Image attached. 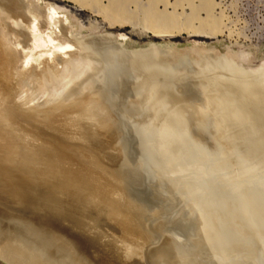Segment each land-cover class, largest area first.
Listing matches in <instances>:
<instances>
[{
  "label": "bare ground",
  "instance_id": "6f19581e",
  "mask_svg": "<svg viewBox=\"0 0 264 264\" xmlns=\"http://www.w3.org/2000/svg\"><path fill=\"white\" fill-rule=\"evenodd\" d=\"M70 1L80 10L85 8L86 4L97 6V10L93 12L100 15L101 20H106V23L115 21L108 22L110 28L114 25L122 28L126 23L132 25L128 22L131 16L126 9L127 0L109 1L106 6L100 5L99 0ZM153 1L148 0L149 3ZM153 4L154 2L150 5ZM167 5L165 4L166 7ZM154 8L150 7L142 18L145 33L164 38L180 32L173 24L176 19L171 16V12L168 16H162V13ZM67 14L49 2L39 4L37 0H0V76L4 77L0 83V137L11 144L8 148L7 145L0 144V260L5 264H103V261L91 260L92 251L84 245L85 242L83 243L86 235L83 233V224L91 220L80 202L81 187L74 186L69 189L70 185L63 186L71 192L70 198L60 196L61 193H44L43 189L37 188L32 190L28 199H19L20 204L16 203L14 209L7 205L14 201V191L24 192L28 189L31 192L30 188L23 184L24 179L17 176L23 170L22 164L28 160L24 156L30 160L38 159L36 153L26 150L25 139L20 135L17 126H29L28 129L44 128L43 133L58 145L62 153L60 146L69 140L59 137L61 132L55 130V127L54 130L51 128L57 117H60L62 123L58 124V129L65 126L75 129L77 138L82 139V142L85 140L86 145L89 139L95 141L92 144L93 149H99L101 143L95 140V133L106 134L108 138L104 141H109L105 142L106 145L111 143L119 153L120 148L123 150L122 155L130 160L129 167L137 171L138 186L146 183L153 197H157V191L158 197L159 193L171 194L174 191L173 185L178 183L176 195H179L180 197H177L180 199L182 196L181 200L184 201L179 204L175 195L173 197L176 199L173 200L165 194L163 198L165 200L166 197L167 203L163 209L166 214H170L176 203L177 212L173 217L177 216L180 221H177V217L176 220L166 219L162 229H156L159 238L167 231H170V235L162 238L159 247L145 253L148 264H200V258L210 250H218V253L213 251L218 255L223 250H244L251 256L260 255L264 263V182L258 178L248 182L239 180L243 177L241 174L247 173V169L253 164L261 163L264 166L261 159L258 164L256 162L261 158L260 153L263 155V117L259 120L260 123L257 122L263 126L259 127L263 132L260 133L259 129V134H254L253 129L258 127L251 121L255 119L254 116L258 117L259 112L229 105L234 100V95L224 93L225 87L223 89L222 85H218L221 90H214L212 85L211 90L206 91L210 83H207L208 79L205 80V77L203 79L207 81V86H202L205 81L202 85H193L194 81V87L191 84L190 87H184L179 85V81H174L170 74L161 71L169 69L184 54L181 55L165 45L149 46L145 50L129 49L125 47L126 38L122 34L98 35L96 32L95 35L92 33L85 38H77ZM191 19H194L193 15ZM199 20L196 27L188 23L184 25V30L194 36H205L202 34H208L207 32L209 35L218 33L216 29L211 28V18ZM203 25L209 29L203 31ZM134 27L130 28L134 30ZM191 49L185 56L193 61L194 56H198L203 49ZM74 64L78 67L77 71L63 82L68 75L62 71ZM8 68L14 70L13 86L9 84L7 71H11ZM61 73L65 77L61 78V84H56L53 81ZM49 83L52 86L47 89L46 85ZM15 98L18 103L13 102ZM30 103L33 105L29 106ZM252 106L250 108H253ZM250 114H254V118L251 116L252 119L249 120ZM246 120L255 128L252 129L251 124L247 122L251 128L249 132L248 127L244 126L245 131L254 134L255 138L260 134L263 136L253 139L250 137L252 135H249L247 139V136L243 137L238 133L236 135L238 129L233 131V136L226 134V126L228 131H232V124L237 123L238 127L241 122L245 125ZM17 123L19 124L16 125ZM208 125L211 126L217 148L220 147V153L234 151L232 158L211 161L188 142L189 131ZM40 133L42 132L31 141L39 140L36 138H39ZM200 135L201 132L199 137ZM229 136L232 137L231 140L235 139L234 136L241 137L242 145L244 141L245 146L240 143L234 145ZM100 137L104 138L101 134ZM242 138L247 139V143ZM92 141L89 140L91 143ZM33 143L30 145L37 147V144ZM176 152L180 154L176 156ZM17 153L21 157L16 156ZM47 156L54 163L56 157ZM3 160L5 167L2 165ZM70 162L76 167L81 164L75 157L70 158ZM14 168L16 172L10 173ZM92 170L98 173V179L93 178L85 169L74 170L73 175L84 179L90 191H100L106 184H112L102 183L100 177L103 174L100 175L101 172L99 173L96 167ZM80 171L81 175L85 176L80 177ZM175 172H183L186 177L178 182L179 178L175 180L176 176H173ZM156 173L161 176L159 179L154 178ZM171 173L173 177L170 180L168 175L171 176ZM66 174L69 177L72 175L70 172ZM87 175H91V179ZM15 176L16 182H13ZM188 178L192 179L187 183ZM201 180L202 185L199 186ZM152 184L155 187H152ZM204 188L207 194L202 193ZM139 190L143 191V188ZM76 193L78 195H74ZM61 198H66L67 201ZM123 202L129 207V213L134 218H144V214L136 209L138 205L135 206L130 200ZM151 204L150 202L149 206H143L149 208ZM111 205L114 209V204ZM169 220H172L171 223ZM166 224L171 227L167 228ZM151 243L155 245L154 242ZM91 248L96 250L92 244ZM239 253L241 256L245 254ZM204 258L206 259V256ZM209 259L212 261L214 258L208 257Z\"/></svg>",
  "mask_w": 264,
  "mask_h": 264
},
{
  "label": "rangeland",
  "instance_id": "374dc122",
  "mask_svg": "<svg viewBox=\"0 0 264 264\" xmlns=\"http://www.w3.org/2000/svg\"><path fill=\"white\" fill-rule=\"evenodd\" d=\"M37 1L39 2V4H43L45 2H49L53 5L55 4L56 6L61 8L62 12L66 14L68 13L67 17L70 20L72 19L71 21L69 20V24L72 25L73 30L75 29L74 32L77 38H85L89 34L92 35V33H94L93 35H95L96 32L98 33V35L122 34L126 38L124 42L125 47L129 49L133 48L138 50H145L149 46L165 45L171 47L172 50L179 52L181 55L184 54L183 57H181L177 63L173 64V66L169 67V69H161V71H163V73H167L168 75L170 74V76L173 78L174 81L175 80L177 82L179 81L180 82L179 85L182 84V86L184 87L185 85L190 87V84L191 86L196 84H197L196 86L202 85L203 82L208 79L207 80L208 82L205 81L204 84L202 85L205 86L207 83H210L208 84L209 86L206 85L208 87L207 89H205L204 87L206 91L207 90L210 91L211 90L210 86L212 85H214V87H212L214 90L218 88H219L218 90H221L220 86L222 85L223 89L225 87L224 93L227 92L230 93L232 96L234 95L233 99L235 101L232 99L233 101L229 105L238 107L239 109L243 107L246 109H250V111L251 109H253V112H259L260 116L259 115H257L258 117L254 116L255 119L251 121V123L256 125L258 128H255L254 125L253 127L252 124L246 120L247 125L246 124L244 125V122L240 123L242 127L241 126L237 127L236 126L237 123L236 125L235 123L232 124V126H230V128H232V131L230 129L232 133L228 131L229 128L226 129L227 128L226 126L225 130L228 131V132L226 131L227 135H229L228 133H230V135L232 136L235 135L234 132H236V130L238 129L239 131L237 130L236 135L238 133L240 136L243 137L247 136L246 137L247 139L249 138V135H252L250 137H253L254 139L255 138L253 136L255 134L254 132H257L256 134H259V132L260 133L263 132L262 130H264V128L262 125H264V99H263L264 91L262 90L264 89V87L262 86H264V0H154L153 1L154 4L152 6L150 4H152L153 2L149 3L148 0H127L126 9L131 16L130 18H128L129 20L128 22L132 23V25H127L128 23H126L122 28L116 27L117 25H114L111 28L108 27V22H115V21L111 20V21H107L106 23V20L105 21L101 20L102 19L101 16L93 12L97 10V6L91 7V5L85 3L86 7L80 10L76 7L75 3H73L70 0H37ZM109 1H113V0H99L100 5L102 6H106ZM165 4H168L167 5L168 7H166ZM148 6L149 8L155 7L154 10L155 9L156 11L158 10V12L162 13V16L165 15L168 16L170 15L171 12V16L172 17L174 16L175 17L174 19H176V21H174L173 24L175 25V27H178L177 28L178 30L180 29V32L177 30L179 33H175L173 35H170L169 37H164V38L163 37L156 38L151 36V33H145L143 29L144 25L142 24L143 23L142 18L145 15V12L149 10ZM164 12L167 13L165 14ZM192 15L194 19L196 18L195 21L194 19L193 20L191 19ZM196 16L199 17L200 20L211 18L212 27L211 26L210 27L216 29L218 33L216 32L215 34L212 33L209 35V32H207L208 34H202L205 36H200V35L194 36L188 34V31L184 30L185 29L184 25H187L188 23H192V26L196 27L197 22L199 20ZM88 24L90 25L92 24V25L89 26ZM131 26H135L136 28L134 27L133 30L130 28ZM202 28L203 31H206L207 26L203 25ZM191 48H196L197 50L203 49V51L198 56H194L195 59L193 61H190V59H188L187 56H185L187 52H189V50H192ZM75 66L77 67V65L74 64L68 67L65 71H62L64 72V74H67L68 76L65 77L64 74L61 73L59 77H57L53 82H55L56 84H61L64 79L63 77H65L63 81L65 82L69 77H71L77 71L78 67L75 68ZM8 70L10 69L8 68ZM10 71L11 72L7 71L8 74L7 76L9 77V81H10L9 84L10 85L12 84L11 86H13L14 84L13 80L15 79V75H12L13 73L12 71L14 70H10ZM189 77H191L190 79L193 78L196 80H190L188 79ZM185 78L188 79L187 80L188 82L189 81L191 82L187 83ZM2 79H4V77L0 76V83ZM199 80H201L202 83ZM185 81L187 84L185 83ZM183 83L185 84L183 85ZM0 85L2 86V84ZM50 86L52 85H50L49 83L46 85V88L48 89V87ZM244 91L246 92L243 93ZM248 92L250 93L247 95ZM240 99H242L243 101H239ZM13 102L18 103L19 101L17 98H15L13 99ZM10 104H12V102H10ZM32 105L33 104L31 103L29 104V106ZM246 105H248L249 107L248 106L244 107ZM251 106L253 108H250ZM10 109H12L11 105H10ZM257 109H259L261 112L259 110L256 111ZM253 115L250 114L249 120L250 118L252 119ZM262 117L263 119H261ZM57 118L58 119H56L55 123L51 125V128H53V130L56 128L55 130L57 131L59 130V132H61V133L58 132L59 137L61 138L64 137L67 141L69 140L64 144H62V142L60 141V143L62 144V146H60L62 153H60L58 145L55 142H52L53 140L48 138L47 135L43 133L45 131L44 128L28 129L29 126L24 125L26 128H23L20 127V125H18L19 123L16 124L18 125L17 130L19 131L22 138L25 139L24 146L27 148L26 150L29 153H33V152L36 153L38 155V159L30 160L26 155L24 156L28 160L22 164L23 170L17 176L24 179L23 184H25L26 187L30 188L31 192L28 189H26L24 192L19 190L20 193L18 191H14L15 193H12L13 196L15 197L14 201L7 203V205L10 208L14 209L16 207V203L20 204V202H18L19 199H25V200L28 199L29 195H31L32 193V190H36L37 188L43 189L44 193H61L60 196H66V198L67 197L70 198L71 192L65 190L62 186V183L65 184V182H71V184H68L70 185L69 189H71L74 186L81 187L82 197L80 202L82 206L85 208L86 215L90 217L91 220V222L85 221L84 222L85 224H83V226L85 227L83 233L84 235L86 233V235L84 236L83 243L85 242L86 244L84 243V245L89 247L92 251L91 260L92 261L100 260L103 261V264H148V262L145 259V253L156 249V247H159L163 239L170 235V231L169 232L167 231L168 233L164 232L159 238L157 236L159 235V233L157 232L156 229H162V225H164L166 219L173 218L174 220L175 218L176 220L177 216L173 217V215L177 212L176 203L173 207L172 213L170 214H166L165 210L163 209V206L167 203V201H165L167 200L166 197L168 198V196H170V199L173 200L180 197L179 195H176V191H177L176 185L178 183L176 182L173 185L174 191H172L171 194L167 195L165 192L159 193L160 197H158L157 195L158 191H157V193L155 194L157 197H153L151 191L149 190V187L146 186L147 185L146 183H145L146 185L142 183L143 186L142 184L138 186L139 179L137 176V171L129 167L128 163L130 162V160L126 158L125 155L124 156L122 155L123 150L120 148V153H119L117 152V150H115L114 146L111 145V143L106 145L105 142L107 141H104L105 139L107 140L108 138L106 134L101 132L97 134L95 133V138H96L95 140L97 142L101 141V143L99 149H93L92 144L95 141L93 142L91 139H89L90 141H92V143L89 142L88 140L87 141L88 146H87L86 142H84L85 140H83L82 142L81 141L82 139L77 138L78 136L75 134L76 133L75 129L72 130L73 128H70L68 126L58 129V127H60L58 124L62 123V118L60 117ZM259 120L262 123V125L260 124L261 126L257 123L259 122ZM247 122L251 124L252 129L253 128L256 129V130L253 129L254 131H252L251 129V131L254 134L248 133V131L250 132L251 127H249L250 124ZM233 125H235V127ZM209 126L210 125L206 126L205 128H199L196 130L190 128V130L191 129L192 130L189 131L190 133H188L189 134V136H187L188 142L192 143V145L197 151L203 153L205 156H208L211 161L232 158L234 156V151H228V153L226 152L224 154L220 153V149H219L220 147L217 148L218 146L216 145V142L213 140L214 135L212 133L211 126L210 127ZM244 126L248 127L247 129L249 130L248 131L246 130L247 132L245 131L246 127ZM259 127L263 129L261 130ZM257 130H259V132ZM192 131H195L196 134H194L195 132L193 133ZM39 132H42L40 133V136L42 138L39 136V138H36L39 140L31 141L37 136V134L39 135ZM200 132H201L200 137L203 140L199 137ZM240 133H242V135ZM245 133L248 134L246 135ZM100 134L102 137H104L103 139L100 137ZM258 136H263V134H260ZM229 138L230 140L232 139V137L230 136ZM233 138L235 139L231 141L232 143H234V145L236 143H240L241 146L243 147L245 146L244 141L242 145V140L240 139L241 137L237 136L236 138L234 136ZM247 139H244L245 143H247ZM257 139H259V137ZM238 140H240V142ZM5 142L7 141H5L0 137V144L7 145V147L5 146L6 148L11 146L9 142H7V144H5ZM30 143L37 144V147L31 146ZM107 143H109V141ZM238 146L240 147V145ZM50 148L52 152L50 151ZM261 151L263 152V155L260 153L261 158L259 157V159L256 161L257 164L260 159L264 163V157H263L264 148H262ZM75 154L78 156H76ZM177 154L180 153L176 152V156H178ZM47 155H52V157H56V159L53 158L54 163H52L49 160ZM16 156L21 157V155L18 153ZM65 157L68 159H65ZM73 157L81 161L80 166L76 167L75 165H72L73 163L70 162V158ZM102 158L105 159L103 160ZM20 161L21 158L18 160V163ZM260 164L259 165L253 164L252 166H250V169H247L249 172L248 171L247 173L243 172L241 174L243 175V177L239 178V180L241 179L242 180L241 182H248V181H256V179L254 178H258L260 181L263 180L264 182V179H262L264 178V166L263 164H261L262 166ZM2 165L3 167H5L4 160L2 162ZM93 167L94 168L96 167L99 173L101 172L100 175L103 174L100 177L101 179L100 181L102 183L111 182L112 184L108 185L105 183L107 186L102 188L100 191L95 189H92L90 191V188L87 189L88 183L84 179L82 178L79 179L73 175L74 170L77 171L78 169L79 170L85 169L93 176V178H97L98 173L92 170ZM14 169L10 173L16 172V169L15 170ZM165 170H167V168H165ZM67 172L72 173V175L69 177V175L66 174ZM173 173H171V176H169L170 174L168 175L170 180L173 176H176L174 179L178 180L179 178L178 182H181L180 179L183 178L184 180V178L186 177V174L184 175L183 172L180 173L175 172V175H173ZM79 174L80 177L85 176V175H81V171L79 172ZM91 175H87V176L91 179ZM17 176L13 178V182H16L15 180ZM258 176L261 178H259ZM159 177L161 176L158 173H156V175L154 176V178L157 179H159ZM191 179L192 178H188L187 183L190 182ZM201 185H202V180L199 183V186ZM146 187H148V190ZM152 187H155V185L152 184ZM139 188L140 189L143 188V191L142 190L140 191ZM139 192H141L140 195ZM153 193H155V191ZM202 193L207 194L206 188L202 190ZM74 195H78V193ZM164 195L166 196L165 200L163 198ZM174 195L176 196V198L173 197ZM151 196L153 197V199ZM66 198H61V199L67 201ZM71 198H73V195ZM145 199L147 202L145 201ZM181 199H183L182 196ZM181 199L178 198L179 204H181L182 201H184ZM124 200H130L135 206L138 205V208L136 209L140 210V212L144 214V218L141 219L134 218V216L129 213L130 209L123 202ZM148 201L149 203L150 202L152 203L150 205V207H152L151 209L150 207L148 208L149 206ZM171 201L172 200H170V202ZM111 203L114 204L115 206L114 209ZM143 205L144 206L148 205V206L146 208ZM145 212H148L149 214L146 215ZM169 221L171 223L172 220ZM177 221H180L179 218ZM137 223H139L138 226H136ZM166 225L167 228L171 227V225L169 224ZM151 242H154L155 245ZM91 244L96 250H93L91 248ZM108 250H110V252ZM210 251H207L208 253L205 252V254H207V255L204 254L206 256V259L204 258L205 257L204 255L200 258L199 261L200 264H247V262H250V264L251 263L264 264L263 261H261V257H259L260 255L258 256L255 254L256 256L255 255L251 256L248 254V252H244V250L243 251L223 250L220 251L219 255L217 254L218 250L217 251L210 250ZM213 251H216L217 253H214ZM239 252L243 254L245 253L244 256L243 255L241 256ZM246 253L248 255H246ZM208 257L216 259L215 261L217 263H215L214 259H212L214 263L210 259L208 260ZM247 257L249 259H247ZM250 259H252L253 261ZM0 264H5V263L0 260Z\"/></svg>",
  "mask_w": 264,
  "mask_h": 264
},
{
  "label": "water",
  "instance_id": "95a60500",
  "mask_svg": "<svg viewBox=\"0 0 264 264\" xmlns=\"http://www.w3.org/2000/svg\"><path fill=\"white\" fill-rule=\"evenodd\" d=\"M66 184H71V182H65V184L62 183V186H65ZM72 186H73V184H72Z\"/></svg>",
  "mask_w": 264,
  "mask_h": 264
}]
</instances>
